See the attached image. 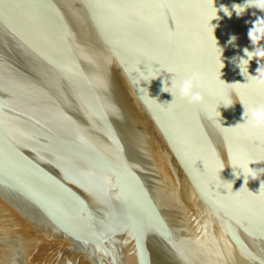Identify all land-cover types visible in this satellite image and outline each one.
<instances>
[{
  "label": "water",
  "instance_id": "1",
  "mask_svg": "<svg viewBox=\"0 0 264 264\" xmlns=\"http://www.w3.org/2000/svg\"><path fill=\"white\" fill-rule=\"evenodd\" d=\"M243 2L0 0V264H264ZM194 74L203 103L162 91Z\"/></svg>",
  "mask_w": 264,
  "mask_h": 264
},
{
  "label": "clouds",
  "instance_id": "2",
  "mask_svg": "<svg viewBox=\"0 0 264 264\" xmlns=\"http://www.w3.org/2000/svg\"><path fill=\"white\" fill-rule=\"evenodd\" d=\"M249 7H255L264 10V0H244L243 3H234L231 8H229L227 5H221L219 10L216 7L215 8L218 11H223L226 16L231 17L233 11L237 16H241ZM216 18L219 19L218 14ZM249 36L250 39L255 41L258 46H256L253 50L245 48L243 50V55L232 57L230 59L231 62H233L235 66L240 70L241 75L244 76L243 67L247 66L249 75L255 78L257 83L264 84V72L260 70V64L264 62V44H261V41H264V19H258L255 22L254 27L249 31ZM236 40L237 37L233 34L229 36L227 43L229 45H234ZM253 59H257L258 63V68L255 75H252L249 72V65ZM201 86V77L198 74H194L180 81L171 80V83L169 84L167 82V85L165 84V82H163L162 91L168 92L172 95V93L167 91L166 88H174L179 92L181 98L187 99L192 103H203V95L201 92L197 91V88ZM221 104L225 107H230L232 105L228 102L227 99L221 101ZM243 117L244 122H246L250 127L256 129L264 128V105L256 108L245 109ZM233 166L239 168L242 171L244 179H246V177L254 178L253 172L245 173L244 170L239 166ZM249 167L253 170L256 169L251 166Z\"/></svg>",
  "mask_w": 264,
  "mask_h": 264
}]
</instances>
